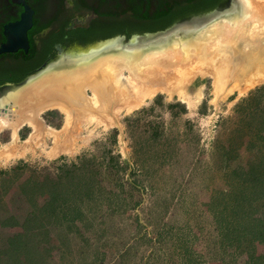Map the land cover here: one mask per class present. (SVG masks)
Here are the masks:
<instances>
[{
	"label": "rangeland",
	"instance_id": "rangeland-1",
	"mask_svg": "<svg viewBox=\"0 0 264 264\" xmlns=\"http://www.w3.org/2000/svg\"><path fill=\"white\" fill-rule=\"evenodd\" d=\"M246 1L247 15L222 23L223 33L230 29L238 37L252 19L264 26V0ZM210 31L198 38L200 49L212 47ZM198 47L143 52L133 66L112 67L115 79L156 86L180 67L207 59L211 51ZM103 55L100 61L113 56ZM164 56L175 66L141 67ZM50 72L30 82L47 80L43 93L65 86L53 85ZM254 75L215 94L211 73L198 70L183 85L171 83L131 109H116L109 124L77 109L73 130H66L58 108L13 101L16 117L37 111L40 129L23 122L13 137L12 126H0V264H264V202L253 213L257 231L243 242L215 226L225 193L240 184L264 189V71L257 80ZM74 163L82 171L69 190L56 194L60 212L50 216L24 196L18 201L25 183L52 178ZM14 233L21 234L20 247L6 254Z\"/></svg>",
	"mask_w": 264,
	"mask_h": 264
},
{
	"label": "flooded vegetation",
	"instance_id": "flooded-vegetation-1",
	"mask_svg": "<svg viewBox=\"0 0 264 264\" xmlns=\"http://www.w3.org/2000/svg\"><path fill=\"white\" fill-rule=\"evenodd\" d=\"M246 3V0H0V90L5 88V93H0V104L7 105L4 110L0 108V113L10 111L17 99L42 94L45 91L42 85L47 80L30 81L43 70H54V74L50 72L55 75L53 85H66L97 67L133 66L143 52L198 47L204 45L198 38L208 29L245 17L249 10ZM23 20L24 24L14 29ZM23 28L26 48L2 51L9 34L21 36ZM101 54L113 56L100 61ZM122 59L127 60L125 65ZM24 84L17 91L6 89Z\"/></svg>",
	"mask_w": 264,
	"mask_h": 264
},
{
	"label": "bare ground",
	"instance_id": "bare-ground-1",
	"mask_svg": "<svg viewBox=\"0 0 264 264\" xmlns=\"http://www.w3.org/2000/svg\"><path fill=\"white\" fill-rule=\"evenodd\" d=\"M260 25L261 23L259 21L254 19L250 20L238 37L230 35V29L227 30V32L225 31L226 34L223 33L225 30L224 27L216 25L215 29L212 28L209 33L210 39L212 37L215 39L212 47L209 46V49L205 46L202 49L198 47L201 50L200 52H205L206 49L211 51L209 55L206 56L207 59L202 61L199 65H191L188 67L185 65L186 67H180L177 72L175 71L176 69H174L176 73L173 74V77L170 74H168L170 76H164L162 81H160L158 85L156 84V86H151L152 84L148 85L150 83L146 81L134 80L131 77L126 80H116L112 68L97 67L82 75L80 78L78 77L66 84L62 88L52 89L42 94L37 93L36 95H31V97L29 96L28 99L30 100L24 98L23 101H33L35 103L34 105L38 107V110L43 109V107L44 109L48 107L58 108L65 115L67 130V127L70 128L73 126L75 116L77 115V109L82 115H86L91 119H97L101 122L106 121L109 124L113 122L112 120L116 109L122 106L131 109L137 106L145 96L154 92V90L161 89L171 83L176 86L183 85L192 77L191 75L195 74L198 70L211 73L214 79L215 94H219L220 92L224 93L228 89L229 84L241 83L252 73H255L254 76L256 80L262 77L261 71H264V26L261 27ZM214 35H216V37ZM159 58L160 57H157L154 60L150 58L151 61L147 62L145 65H141V67L149 64L166 66L167 63L173 60L172 56ZM177 63L176 61V64ZM170 65L172 64L170 63ZM170 65H168V67ZM172 66H175V64ZM171 68L173 69V67ZM164 70L166 71L167 69ZM154 74L156 73L154 72ZM153 77L155 78V76ZM253 81L254 80H249L248 83H254ZM85 88L92 91V98H86ZM6 89L13 90L14 88ZM4 90L5 88L1 90V95L5 93ZM29 93H32V91ZM6 106L5 104L1 110H4ZM12 110L13 109L10 108V111L7 113L6 111L0 113V126L10 125L16 130L21 123L26 122L31 125L33 129H40L39 124H37L34 118L37 111H34L33 114L31 113V115L20 114L19 117H16L15 114H12ZM72 130L69 131L71 132ZM67 135H69V133H67Z\"/></svg>",
	"mask_w": 264,
	"mask_h": 264
},
{
	"label": "trees",
	"instance_id": "trees-1",
	"mask_svg": "<svg viewBox=\"0 0 264 264\" xmlns=\"http://www.w3.org/2000/svg\"><path fill=\"white\" fill-rule=\"evenodd\" d=\"M78 170H80L78 164L74 163L62 169L59 174L52 178L47 179L44 175L43 179L28 181L25 183V188L22 190V193L18 195L17 199L20 201L19 199L21 198L22 200L24 196V201L26 200L29 204L32 203L35 209L39 207V210L46 211L48 215L53 216L55 213L62 210V207L55 201L56 194H58V191L63 192L69 190L70 186L74 184L73 178ZM9 178H11V176L6 174V179L8 180ZM80 184L83 183H77L75 185L79 187ZM83 190L87 191L88 187H85ZM225 194H227V196H225L223 202L218 205L221 208L219 214L216 216L215 226L222 231L233 230L236 238L243 242L248 239L250 234L256 232L259 226L258 216L253 213L255 212V208L258 207L261 202H264V189L261 187L260 183L250 185L240 184ZM38 196H41V198ZM74 216L77 221H82L80 214H75ZM77 217H79V219H77ZM262 219L264 220V216H262ZM20 236L21 234L19 233L8 236L6 254L16 251L20 247Z\"/></svg>",
	"mask_w": 264,
	"mask_h": 264
},
{
	"label": "water",
	"instance_id": "water-1",
	"mask_svg": "<svg viewBox=\"0 0 264 264\" xmlns=\"http://www.w3.org/2000/svg\"><path fill=\"white\" fill-rule=\"evenodd\" d=\"M27 21L26 22L29 25V18L27 19ZM24 22H25V20L18 22L19 24L14 26V29H18L22 24H24ZM10 31H13V30H10ZM26 46H27V40H26L24 28H23V34L21 36L15 37V36H11L9 34L7 41H6V44L3 46V48L1 50L2 51H11V50L14 51L18 47L26 48Z\"/></svg>",
	"mask_w": 264,
	"mask_h": 264
},
{
	"label": "crops",
	"instance_id": "crops-1",
	"mask_svg": "<svg viewBox=\"0 0 264 264\" xmlns=\"http://www.w3.org/2000/svg\"><path fill=\"white\" fill-rule=\"evenodd\" d=\"M17 129V128H16ZM15 132L16 130L13 129V132H12V136L14 137L15 136Z\"/></svg>",
	"mask_w": 264,
	"mask_h": 264
}]
</instances>
